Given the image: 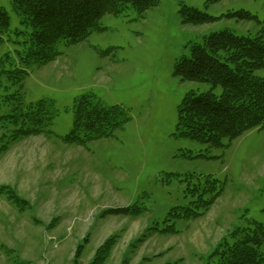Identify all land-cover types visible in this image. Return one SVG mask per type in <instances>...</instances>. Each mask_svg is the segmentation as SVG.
Masks as SVG:
<instances>
[{
  "label": "rangeland",
  "instance_id": "obj_1",
  "mask_svg": "<svg viewBox=\"0 0 264 264\" xmlns=\"http://www.w3.org/2000/svg\"><path fill=\"white\" fill-rule=\"evenodd\" d=\"M185 6L213 19L185 22ZM2 8L10 27L0 31V264H90L111 237L104 264H215L224 238L264 221V124L221 145L184 135L186 95L223 88L175 72L213 32L264 35V0H159L143 16L130 6L81 42H58L54 60L28 65L30 28L12 0ZM84 94L127 119L72 143ZM40 100L51 124L15 138L22 126L7 115Z\"/></svg>",
  "mask_w": 264,
  "mask_h": 264
},
{
  "label": "trees",
  "instance_id": "obj_2",
  "mask_svg": "<svg viewBox=\"0 0 264 264\" xmlns=\"http://www.w3.org/2000/svg\"><path fill=\"white\" fill-rule=\"evenodd\" d=\"M12 2L15 10L24 17L23 23L30 28L28 49L22 57L28 65L30 62L45 64L54 60L59 54L56 45L61 40L73 44L87 39L95 29L100 28V20L107 14L118 15L132 6L143 16L157 6L159 0ZM182 14L185 22L194 24L213 19L190 6H185ZM9 27L10 15L2 8L0 31ZM258 70H264V35L249 37L222 30L206 36L202 44L192 47L190 56H184L177 62L175 72L183 80L208 82L214 87L222 86L223 91L219 95L213 91L189 92L179 108L178 128L192 139L221 145L224 139L232 141L246 131L263 125L264 74L260 75ZM17 71L21 78L27 73L25 69ZM46 103L40 100L21 107L14 115H7L14 118L13 124L22 126L20 132L13 135L15 138L44 132L53 118ZM74 113V128L67 140L78 144L109 135L127 119L120 106H106L91 94L76 99ZM114 244V237L107 239L90 264H104ZM216 255L215 264H264V221L251 220L249 226L235 229L231 239L224 238L220 242Z\"/></svg>",
  "mask_w": 264,
  "mask_h": 264
}]
</instances>
